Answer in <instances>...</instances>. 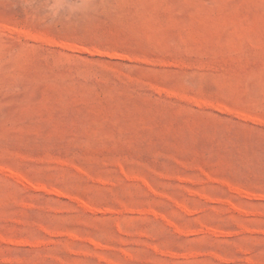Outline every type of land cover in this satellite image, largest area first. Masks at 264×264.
<instances>
[{
  "label": "rangeland",
  "instance_id": "obj_1",
  "mask_svg": "<svg viewBox=\"0 0 264 264\" xmlns=\"http://www.w3.org/2000/svg\"><path fill=\"white\" fill-rule=\"evenodd\" d=\"M0 264H264V0H0Z\"/></svg>",
  "mask_w": 264,
  "mask_h": 264
},
{
  "label": "bare ground",
  "instance_id": "obj_2",
  "mask_svg": "<svg viewBox=\"0 0 264 264\" xmlns=\"http://www.w3.org/2000/svg\"><path fill=\"white\" fill-rule=\"evenodd\" d=\"M40 189H43L42 187H39Z\"/></svg>",
  "mask_w": 264,
  "mask_h": 264
}]
</instances>
